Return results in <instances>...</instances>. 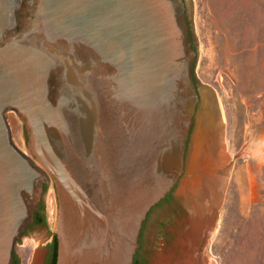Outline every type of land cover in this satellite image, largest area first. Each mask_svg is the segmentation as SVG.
<instances>
[{
  "label": "water",
  "instance_id": "95a60500",
  "mask_svg": "<svg viewBox=\"0 0 264 264\" xmlns=\"http://www.w3.org/2000/svg\"><path fill=\"white\" fill-rule=\"evenodd\" d=\"M188 11V0H0V264H13L50 179L56 264H134L144 220L188 173L201 102Z\"/></svg>",
  "mask_w": 264,
  "mask_h": 264
},
{
  "label": "rangeland",
  "instance_id": "374dc122",
  "mask_svg": "<svg viewBox=\"0 0 264 264\" xmlns=\"http://www.w3.org/2000/svg\"><path fill=\"white\" fill-rule=\"evenodd\" d=\"M188 1L190 36L197 50L194 73L201 90L190 140L202 101L208 99L215 116L212 137L223 155L218 167L222 194L214 203L216 213L213 208L209 213L211 226L201 256L215 264H264V0ZM6 118L13 141L32 156L18 112L8 109ZM175 196L179 200L174 210L144 220L136 253L139 264H153L171 250L175 257L180 254L177 240L188 227L194 203L180 185ZM42 204L47 224L32 232L26 229L18 239L19 264H34L35 250V264H42L43 243L54 235L57 196L52 179Z\"/></svg>",
  "mask_w": 264,
  "mask_h": 264
},
{
  "label": "bare ground",
  "instance_id": "6f19581e",
  "mask_svg": "<svg viewBox=\"0 0 264 264\" xmlns=\"http://www.w3.org/2000/svg\"><path fill=\"white\" fill-rule=\"evenodd\" d=\"M214 130L213 107L211 102L204 98L189 155L188 173L180 184L182 191L194 203L188 227L177 240L180 254L175 257L174 250L162 253L153 264H215L201 256L204 231L211 226L209 213L222 188V176L217 169L221 160L223 161V155L217 151L218 145L212 137ZM261 157L264 158L263 152ZM53 200L49 197L50 203Z\"/></svg>",
  "mask_w": 264,
  "mask_h": 264
},
{
  "label": "flooded vegetation",
  "instance_id": "af4514ba",
  "mask_svg": "<svg viewBox=\"0 0 264 264\" xmlns=\"http://www.w3.org/2000/svg\"><path fill=\"white\" fill-rule=\"evenodd\" d=\"M177 187H178V184H176L175 187H173V189L169 191L163 199H161L157 204H155L152 207V209L150 210L148 214V217L151 214L155 213V218L158 219L159 216L167 214L170 211L175 209V207L178 204V200H179L175 196V191ZM176 218H179V216ZM46 224H47L46 212L41 202L39 207L36 210L34 220L27 227V232L28 230L32 232L34 230H37L38 228H43L46 226ZM185 226L186 224L184 225L183 229L185 228ZM43 245H44L43 247L44 252L43 251L41 252L42 253V264H56L58 245L55 243V235H53L47 243L45 244L43 243ZM36 252L38 251L35 250V253L33 254V259H32V261H34V264L38 257V254L36 256ZM13 264H19L17 255H15Z\"/></svg>",
  "mask_w": 264,
  "mask_h": 264
},
{
  "label": "trees",
  "instance_id": "16d2710c",
  "mask_svg": "<svg viewBox=\"0 0 264 264\" xmlns=\"http://www.w3.org/2000/svg\"><path fill=\"white\" fill-rule=\"evenodd\" d=\"M47 187V184L45 185V188ZM44 207V205H43ZM55 243L58 245V238H57V234L55 235ZM134 264H139L138 262V258H137V254L135 256V260H134Z\"/></svg>",
  "mask_w": 264,
  "mask_h": 264
}]
</instances>
